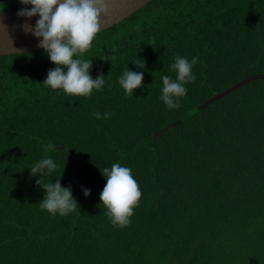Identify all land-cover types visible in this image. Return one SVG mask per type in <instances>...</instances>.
I'll return each mask as SVG.
<instances>
[{"label":"trees","instance_id":"trees-1","mask_svg":"<svg viewBox=\"0 0 264 264\" xmlns=\"http://www.w3.org/2000/svg\"><path fill=\"white\" fill-rule=\"evenodd\" d=\"M176 55L199 59L197 79L168 109L161 77L175 78ZM74 59H92L101 91L46 87L56 65L42 48L0 55V264H264V0H150ZM127 69L143 72L133 96L118 82ZM47 157L58 167L41 183L71 187L68 215L40 208L30 168ZM114 163L142 191L124 228L100 201Z\"/></svg>","mask_w":264,"mask_h":264},{"label":"clouds","instance_id":"clouds-1","mask_svg":"<svg viewBox=\"0 0 264 264\" xmlns=\"http://www.w3.org/2000/svg\"><path fill=\"white\" fill-rule=\"evenodd\" d=\"M21 4L32 5L31 9H21L17 15L31 18L38 15L35 26L24 25L26 32L41 38L40 47L47 54L49 60L56 65L47 72L43 81L46 87L53 90H63L66 95L75 97H90L93 91H101L105 85L103 74L95 79L90 74L92 59H74V56L89 50L97 33L101 30L100 17L109 12L108 0H19ZM137 30L139 26L137 25ZM116 49L113 48L112 52ZM102 60H109L104 56ZM199 62L197 57L189 60L176 55L170 69L175 78L162 75L163 87L160 99L168 109H179L180 98L187 95L185 85L194 83L197 79L193 67ZM137 66V64L133 63ZM66 67L65 72L63 68ZM145 67V64L144 66ZM119 85L126 96H133L134 89L143 87V72L125 70L118 78ZM111 112L94 114L96 119H110ZM44 151H56L52 143L43 145ZM58 165L51 157L43 158L30 168V175L39 176L36 183L43 189L45 195L39 202L41 210H46L55 216L68 215L79 209L78 202L73 197L71 187L62 186L60 179L41 183L44 175H51ZM106 178V184L100 193L101 204L107 209L106 215L113 227L124 228L131 224L134 209L139 206L142 191L132 170L114 163L110 168L100 169ZM87 197L90 189H82ZM100 204V205H101ZM98 205V206H100Z\"/></svg>","mask_w":264,"mask_h":264},{"label":"water","instance_id":"water-1","mask_svg":"<svg viewBox=\"0 0 264 264\" xmlns=\"http://www.w3.org/2000/svg\"><path fill=\"white\" fill-rule=\"evenodd\" d=\"M150 0H108L109 12L101 15V30L106 29L140 9ZM32 5L16 4L0 11V55L31 51L40 47L41 38L35 37L31 32L24 30V25L35 26L39 16L31 18L18 16L21 9H31ZM252 75L248 76L251 77ZM171 123L169 126L174 125Z\"/></svg>","mask_w":264,"mask_h":264}]
</instances>
